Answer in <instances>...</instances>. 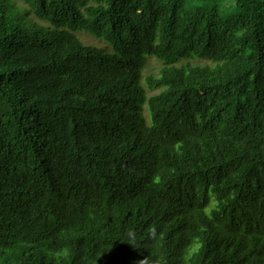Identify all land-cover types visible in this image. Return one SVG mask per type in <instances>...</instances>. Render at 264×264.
I'll use <instances>...</instances> for the list:
<instances>
[{
  "label": "trees",
  "instance_id": "16d2710c",
  "mask_svg": "<svg viewBox=\"0 0 264 264\" xmlns=\"http://www.w3.org/2000/svg\"><path fill=\"white\" fill-rule=\"evenodd\" d=\"M146 257L264 264V0H0V264Z\"/></svg>",
  "mask_w": 264,
  "mask_h": 264
},
{
  "label": "rangeland",
  "instance_id": "374dc122",
  "mask_svg": "<svg viewBox=\"0 0 264 264\" xmlns=\"http://www.w3.org/2000/svg\"><path fill=\"white\" fill-rule=\"evenodd\" d=\"M78 36L83 41V43H85L87 45L89 44V45H94L97 47H104L105 46L103 44V42L94 39L93 37H91L89 34H87L85 32L78 33ZM190 63L193 65H203L204 64L203 62H200L197 60H191ZM160 68H161L160 62H158L154 59H149L146 67L142 71L143 78L148 76V75H151L153 77H157ZM157 92H158V90L152 92V94L157 93ZM148 95H151L150 92H148Z\"/></svg>",
  "mask_w": 264,
  "mask_h": 264
},
{
  "label": "clouds",
  "instance_id": "9594fccd",
  "mask_svg": "<svg viewBox=\"0 0 264 264\" xmlns=\"http://www.w3.org/2000/svg\"><path fill=\"white\" fill-rule=\"evenodd\" d=\"M161 67H162V66H161ZM160 69H161V68H160ZM145 115L147 116L148 114L145 113ZM147 260H148V257H146L145 259L141 260L142 264H146Z\"/></svg>",
  "mask_w": 264,
  "mask_h": 264
},
{
  "label": "bare ground",
  "instance_id": "6f19581e",
  "mask_svg": "<svg viewBox=\"0 0 264 264\" xmlns=\"http://www.w3.org/2000/svg\"><path fill=\"white\" fill-rule=\"evenodd\" d=\"M113 133V132H112Z\"/></svg>",
  "mask_w": 264,
  "mask_h": 264
}]
</instances>
